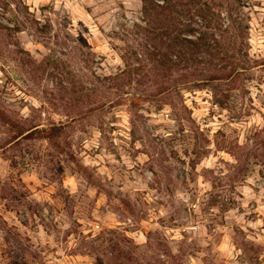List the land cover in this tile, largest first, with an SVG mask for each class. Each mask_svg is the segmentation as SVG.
<instances>
[{"label": "rangeland", "instance_id": "obj_1", "mask_svg": "<svg viewBox=\"0 0 264 264\" xmlns=\"http://www.w3.org/2000/svg\"><path fill=\"white\" fill-rule=\"evenodd\" d=\"M204 1L237 65L122 75L141 0H0V264H264V0Z\"/></svg>", "mask_w": 264, "mask_h": 264}, {"label": "trees", "instance_id": "obj_2", "mask_svg": "<svg viewBox=\"0 0 264 264\" xmlns=\"http://www.w3.org/2000/svg\"><path fill=\"white\" fill-rule=\"evenodd\" d=\"M143 3V24H136L132 35L142 39L139 48L131 45L124 48L121 58L126 70L122 75L132 74L135 70L130 59H151L161 66L170 68L182 62L189 63L199 57L212 59H241V49L227 57L220 58L224 44L216 37V32L230 33V29L218 20L213 2L204 0H141ZM218 15V16H217ZM237 20L230 24L236 29ZM226 26V27H225ZM249 27H246V30ZM246 32L239 30L234 37H243ZM216 52V53H215ZM247 56V55H246ZM174 59H179L176 62ZM201 59V58H200ZM222 75H213L209 79L232 78L237 73L233 66L229 71L224 68ZM216 77V78H214ZM208 79V80H209Z\"/></svg>", "mask_w": 264, "mask_h": 264}]
</instances>
